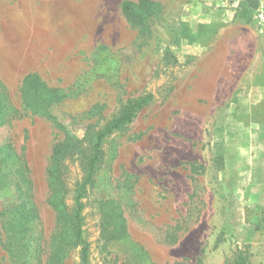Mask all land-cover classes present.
Returning a JSON list of instances; mask_svg holds the SVG:
<instances>
[{"label": "rangeland", "instance_id": "obj_1", "mask_svg": "<svg viewBox=\"0 0 264 264\" xmlns=\"http://www.w3.org/2000/svg\"><path fill=\"white\" fill-rule=\"evenodd\" d=\"M125 1L143 13L131 23ZM0 0V147L23 155L39 222L42 264L60 230L49 204L53 148L90 153L131 99L153 94L102 142L83 198L90 264H264V24L230 0ZM37 74L58 91L49 109L23 103ZM83 154L64 166L66 202ZM13 183L17 181L12 176ZM0 188L1 213L16 203ZM67 240L63 264H82ZM0 264H10L0 242Z\"/></svg>", "mask_w": 264, "mask_h": 264}, {"label": "trees", "instance_id": "obj_2", "mask_svg": "<svg viewBox=\"0 0 264 264\" xmlns=\"http://www.w3.org/2000/svg\"><path fill=\"white\" fill-rule=\"evenodd\" d=\"M152 2L140 0L139 6H144L145 16L151 13ZM133 2L125 1L122 11L126 18L133 24H143L144 15L136 10ZM255 0L243 2L238 9V17L249 19L252 11L256 9ZM3 84L0 81V91ZM5 95L0 92V108L5 105ZM23 103L27 109L39 111L49 109L59 103L60 97L55 88L47 86L35 73H30L23 79L22 85ZM153 99V94L131 99L121 109L119 115L113 117L102 130L97 133L96 142L92 145L90 153L81 151L80 145L73 139L57 143L52 152L51 164L48 170L51 196L49 204L57 212V223L60 230L58 238L53 244L51 254L45 264H63V257L67 246V240L75 241L81 246L80 259L82 264H90L89 244L84 236L83 228V198L88 183L91 182L97 165L102 159L103 140L131 122L136 114ZM83 154L86 163L84 176L74 185L73 204L66 202L69 190L64 179V166L69 157ZM26 162L23 155L15 154V158L8 159L4 147H0V188L6 183H11L16 194V203L12 207L5 208L1 213L0 242L6 249L10 264H42L40 251L39 222L36 209L27 180ZM12 176L17 177L14 181ZM227 264H248L247 257L241 252Z\"/></svg>", "mask_w": 264, "mask_h": 264}, {"label": "built area", "instance_id": "obj_3", "mask_svg": "<svg viewBox=\"0 0 264 264\" xmlns=\"http://www.w3.org/2000/svg\"><path fill=\"white\" fill-rule=\"evenodd\" d=\"M247 0H230L234 8H238L243 2ZM257 2L256 18L260 24H264V0H255Z\"/></svg>", "mask_w": 264, "mask_h": 264}]
</instances>
